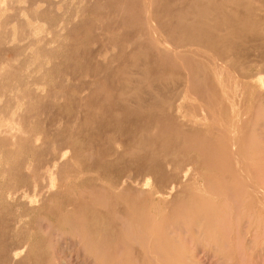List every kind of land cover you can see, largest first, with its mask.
<instances>
[{
	"label": "rangeland",
	"instance_id": "obj_1",
	"mask_svg": "<svg viewBox=\"0 0 264 264\" xmlns=\"http://www.w3.org/2000/svg\"><path fill=\"white\" fill-rule=\"evenodd\" d=\"M137 1L0 0V235L2 237L0 239L9 244L14 242L26 245L24 254L21 256L25 258L24 262L19 264H163L159 260H152L156 256L163 258L162 255H159V253L162 254L160 250L163 248L156 240H152L151 247L138 243L136 255L131 253L130 246L122 248L121 245H118L114 253L117 260L109 262L106 253L101 254V249L96 245L89 248L83 244L80 234L72 227L70 221L72 222L75 216L74 203L77 206L92 203L104 210L111 208L109 210L114 212L112 215L109 214L108 221L113 222L111 218L117 221L120 217L117 215L118 218L116 219L115 213L118 214V211H115L116 204L125 208L124 216L128 218L131 216L134 203L137 202L140 205L139 208L137 207V212L134 210L136 219H139V212L144 211L148 215L151 214L152 219L154 217L158 227L179 220L180 228L179 226L177 227L178 230L175 228L177 232H171V235H178L175 237L178 240L184 236L187 238L186 218L182 209L183 199L187 196V192L185 193L186 186L182 185L180 188L174 189L171 195H169L170 193L162 195L159 192L162 189L160 180L164 179V182L171 184L169 174L172 172L185 173L187 169H184V166L187 160L189 168L196 169L197 174L200 173L202 165L198 161L200 153L196 148L187 147L186 138L188 137L186 136H188V132L185 128L188 127L184 125L185 121L191 123L190 128L195 133L199 132L196 133L197 136L194 135L193 142L195 144L197 141H205V137L208 139L205 133L209 136L215 130L216 133L219 130L223 132V128L227 130L226 134L223 132L226 137L224 140L221 134H213L212 138L214 135V137L220 138L212 139L209 136V141L213 140L214 144L219 141L216 144L219 147L226 144L227 138L230 139V144H234V147H242L243 144L251 145L255 149V152H251V154L256 158L258 166H260L259 163L262 165L263 172L260 171V173L264 174V117L256 115L258 109H264V83L261 85L262 81L264 82V62L255 61L264 58V7L262 10H258L255 8L259 6V2L250 4L248 0H239L241 4L238 6V10L244 15L245 13L250 15V17L245 16L243 21L248 26L253 27V34L257 38L245 42L239 41L226 25L217 31L226 38V45L219 46L206 40L197 41L188 37L181 38L170 29L173 20L176 19V16L172 14L173 10L184 8L183 10L186 11V6L191 0H141L142 3L144 1L141 5H138L141 3L140 0ZM202 1L205 0H200L201 3ZM135 3L136 6H134ZM143 5L149 6L148 9L147 7L142 8ZM120 8H125L126 11ZM230 11L231 8L224 10L225 13H230ZM144 12L148 15L151 12L150 17L152 16V21L155 17V20L150 21ZM160 12H162L161 15ZM136 15H140L138 16L139 20ZM193 15L189 14L191 17ZM157 18L168 24L169 29L167 31L156 21ZM144 22L148 23L149 26ZM150 24L153 25L155 32H153ZM147 26L152 33L149 29L146 30ZM69 28L71 29L69 30ZM159 33L161 37L157 36ZM154 35L158 40L162 39L163 42L166 39V41L170 40L173 46L175 44L180 45L181 50L175 51L178 54H172L173 57L174 55L176 58L178 56L179 63H177L180 66L183 65L181 69L177 64L175 67L173 66L177 72L174 73L172 63L170 64L172 70L168 64H165L167 60L156 55L146 54V52L157 47V40L155 41ZM233 40L236 47L232 44ZM136 44L140 48L135 49ZM99 52L100 55H98ZM139 53H141L140 56ZM209 57L212 59L223 58L225 62H230L232 69L227 73L234 75V78L228 81L230 77L225 75L223 77L228 85H226V89L235 88L234 93L230 92L233 95L232 99L228 92L223 96L225 93L220 91L219 87L217 88L216 79L209 73L210 69L204 68L203 64L205 60L210 59ZM141 58H143L142 64ZM188 60L193 61L191 66H196L195 70L192 69L193 75L189 71L190 69L187 70L185 67L190 63ZM167 62L169 63V61ZM163 63L168 68H165ZM146 66L148 67L146 68ZM178 71L185 73L181 72L182 74H180ZM188 73L191 74V79L196 83H192L193 91L196 89L193 92L189 86V91H192H190L191 95L187 92L188 88L183 91L189 97H181L182 102L181 99L177 100L176 106L178 109L181 106L182 109L175 111V113L173 109L169 108L170 98L169 101L166 100L164 109L162 108L160 110L162 112L158 114L156 113L158 108H151L147 104L144 107H138L135 103L130 105L126 101V98L133 94V91L126 92L125 88L128 85L133 87L136 80L141 78L143 81L141 87L145 88L155 76L156 83L163 90L161 88L160 93L151 92L162 97L165 91L166 96L173 97L176 93L177 83L186 82ZM198 73L202 75L199 76ZM205 73L207 75L209 73L210 78L208 79L209 76H207L209 81L204 79ZM193 76L196 79H193ZM198 77H201V80L198 81ZM191 79L189 77V80ZM242 79L255 81L257 85L255 87L250 84L249 86L244 85L241 83ZM100 80L103 82L100 83ZM203 80H206L204 83L209 82L215 86L209 85L210 87L207 86L209 90H205V87L204 91L202 90L204 87L199 88L203 84ZM197 82H200L199 86ZM96 84H101L103 87L100 88L101 85L97 87ZM196 90L199 91L198 94ZM98 91L100 93H97ZM151 92L148 95L141 91V95L149 99V96H154ZM202 92L203 95L204 92L207 94L203 96ZM108 95L111 98H119L117 103L114 102L115 107ZM222 96L227 98H225L226 101ZM85 98L88 100L86 101ZM108 98L110 101L108 100L107 103ZM197 98L200 101H197ZM202 98L209 100V104L212 106L214 104V108L209 104L207 105V101L201 100ZM234 98L236 103L230 105ZM185 99L188 102L185 103ZM229 100L230 102H228ZM226 103H229L230 106ZM236 104L239 108L236 107ZM119 105L123 106L119 107ZM166 105L169 111L165 110ZM247 110L249 111L247 112ZM243 111L251 112L252 115ZM243 113L246 115L245 118ZM240 115L242 117H239ZM188 117H191L193 123L188 121L190 119ZM237 117L239 120L236 119ZM217 118L219 122H216ZM158 119L160 120L158 121ZM170 122L172 123L170 124ZM237 124L240 125V133ZM214 126H218V132L217 127L215 129ZM241 138L243 142L240 141ZM231 139L235 143H232ZM213 141L211 142L213 143ZM59 158L62 160L61 162ZM64 161H67L66 166L63 165L64 163L62 164ZM48 170L56 171L54 174L55 187L50 188L44 202L35 201L30 196L20 199L9 197V194L15 192L18 187L29 191L31 188H40L44 185V190L47 191L50 185L48 180H45L44 175ZM129 173L130 175L141 173L140 176L143 179L146 178L145 184H141V188L140 186L136 187L133 194V197L136 194L135 198H138L137 195L140 198L128 200L125 193L114 196L109 202L105 198H100L98 194L102 193V190L103 192L122 190L126 183L124 177L129 176ZM130 184H127V189ZM94 188L97 193L92 192ZM143 189L146 190L147 195L143 191L144 196L141 195V198L140 193ZM83 193H86L85 196ZM164 198L167 200H165L166 202ZM76 202L78 203L76 204ZM157 211L160 213L158 214ZM153 213L154 215L157 214V217L153 216ZM164 213L166 214L164 215ZM125 217L122 218L121 216L120 221L125 223L126 220L128 222ZM164 219L166 221L163 222ZM181 228H183L182 233L185 232L184 236L180 233ZM126 231L125 229L124 232ZM107 233L106 243L109 244L108 250H110L113 233L109 228ZM245 237L242 236L239 240L240 244L243 243V245L237 241L240 246L238 245L235 250L237 252L239 247L238 252L241 250L242 254L243 252L246 253L245 260L241 264H264V249H255V242L263 241V237L261 239L250 237L252 240L249 236ZM185 238L183 241L186 240ZM115 239H117L116 236ZM144 243L146 242L144 241ZM186 244L189 246V250L191 248L192 260L195 264H229L230 261L226 263L220 255V257L215 256L214 248L217 253L225 256L226 260H231L233 257L234 250L230 249L228 245L226 246V242H223L221 246L211 244L213 248L210 244H208L209 246L198 247L195 245L192 247L191 242ZM119 247L122 249L119 250ZM110 255H113V252ZM257 255L258 257H255Z\"/></svg>",
	"mask_w": 264,
	"mask_h": 264
},
{
	"label": "bare ground",
	"instance_id": "obj_2",
	"mask_svg": "<svg viewBox=\"0 0 264 264\" xmlns=\"http://www.w3.org/2000/svg\"><path fill=\"white\" fill-rule=\"evenodd\" d=\"M248 1H249L250 4H252V2H259V6H257L255 9L262 10V8L264 7V3H263L264 0L263 1L262 0H248ZM139 2H141V0ZM143 3H144V1H143ZM143 3L141 2L138 5H141ZM152 4H153V2H152ZM164 4H165V2H164ZM240 4H241V2L239 0H216V1L215 0H205V1H202V3L200 2V0H191V2L188 3L187 6H186V8H187L186 11L183 10L184 8H179V9L173 10L172 14H174L176 16V19L173 20L170 29L172 31L176 32V34H178L181 38L188 37L191 40H197V41L198 40H206V41L210 42L211 44H218L219 46L220 45L225 46L226 45V38H224L222 35H220L217 31H220L223 26L228 25L227 27H229V29L233 32V34L236 36V38L239 39V41L245 42V41H250V40H253V39L256 40L257 37H256V35L253 34V27L252 26H248V24L245 23V21H243V19L246 18L245 16H247L248 13H245V15H244L242 12H240V10H238V6ZM124 5H126V4H124ZM162 5H163V3H162ZM134 6H136V3H135ZM119 7H121V6H119ZM146 7H147V5L146 6L143 5L142 8L145 9ZM148 7H147V9H148ZM226 8H231L230 13H225L224 12V10ZM250 8L253 9L252 6H250ZM121 10H125V8L121 9ZM147 12H149V11H147ZM150 13L148 15L147 13L144 12V14H147L149 20L152 21V18H151L152 16L150 17ZM159 14L161 15L162 12H160ZM189 14H194V15L191 17V16H189ZM133 15H134V13H133ZM125 16H126V14H125ZM138 16H140V15H138ZM138 16L136 15V17H138ZM134 17H135V15H134ZM248 17H250V15H248ZM153 18L155 20V17H153ZM140 19H141V17H140ZM138 20H139V17H138ZM156 21L159 22L160 26L164 30L167 31V29H169L168 24L165 23L163 20L160 21V19L157 18ZM145 24L148 25V23H145ZM145 24H144V26L146 28ZM151 25L152 24H150V27H152L153 32H155L154 28H153V25H155V24L153 23V25L152 26ZM148 26H147L146 30L149 29ZM70 29L71 28H69V30ZM75 29H76V27H75ZM100 30H101V28H100ZM150 30L151 29H149V31ZM146 32H148V31H146ZM71 33H69V34H71ZM150 33H152V31H150ZM150 33H149V35H150ZM155 36L156 35H154V38H155V41L157 40L156 41L157 42V47L154 46L155 47L154 50H150L149 52H146V54L150 55V56L156 55V56L160 57L161 59L163 58L164 60L169 61V63L167 61L165 63V64H168L169 66H170L171 63L173 64V65L171 64L172 67L173 66L175 67L176 64L179 65L178 64L179 63L178 62V60H179L178 56L176 58L175 55L173 57L172 54H174L175 51L178 52V51L181 50L180 49L181 48L180 45L179 44H175L173 46L172 43L170 42V40L166 41L167 39L164 42L161 41L162 39L160 38L161 37L160 33L157 36H160L159 38L161 40H158L157 37H155ZM136 38L138 39V37H136ZM141 40H140V42H142ZM143 41L145 42L146 39L143 40ZM148 43H149V41H148ZM152 43L155 44V42H153V41H152ZM232 44H233L234 47H236L235 41L232 42ZM139 45H140V43H139ZM139 45L137 46V44H136L135 45L136 46L135 49L140 48ZM151 46H152V44H151ZM168 46H169V48L171 50L169 48H167ZM233 49H235V48H233ZM200 52H201V50H200ZM73 53H74V51H73ZM205 53H207V52H205ZM140 54L141 53H139V56H140ZM98 55H100V52L98 53ZM179 56H180V54H179ZM190 57H192V55H190ZM182 59H181V61H182ZM142 60H143V58H141V64H142ZM181 61H180V63H181ZM255 61L261 63V62H264V58L256 59ZM188 62H190V61L188 60ZM191 62H193V61H191ZM191 62L188 63L186 66L184 64V66L186 67L187 70L190 69L189 71L193 75L192 72H193V70L196 69V66H191ZM244 63H246V62H244ZM165 64H164V66H165ZM196 64H198V63H196ZM182 66L183 65L180 66V69H181ZM203 66H204V68L206 67V69H207V67L210 69L209 73L211 74L212 77H214V79H216L215 80L216 81L215 84H216L217 88L219 87L220 91H223L225 93V94H223V96L226 95L227 92H228V94L230 92H232V93L235 92V88L231 87V89L230 88L226 89V87L228 85L225 83L226 79H224V77H223L224 75L230 77V78H228V81L231 78H234L233 77L234 75H232L230 73L229 74L227 73V72H230L231 69H232V66L230 65V62H225V60L223 58L222 59H212V58H210V59L205 60ZM147 67L148 66H146V68ZM162 67H163V65H162ZM172 67H171V70H172ZM174 67H173V70H174V73H175V71L177 72V70ZM165 68H168L167 65L165 66ZM199 68H201L200 65H199ZM209 69H207V70H209ZM183 70L185 71V69H183ZM200 70H202V69H200ZM166 71H167V69H166ZM137 72H139V71L137 70ZM147 72H146V74H147ZM181 72H183V71H181ZM181 72L178 71V73L182 74ZM183 73H185V72H183ZM209 73H208V75L205 73L206 75H205L204 79L208 80L210 78ZM191 74H189V76L187 75L188 78H186L187 79L186 82L182 83L183 82L182 81L181 84H180V82L177 83L176 93L173 92V93H175V95L173 97L166 96L165 95V91H164L163 92L164 96H162L163 98L159 97L158 95H154L151 92V91H154L156 93H160L159 90L162 88V87H159V84L156 83V80H157L156 76L154 77L153 81L150 84H148V86H146L145 88L141 87V82H143V81L140 78V79L136 80V82H135L133 87H131L132 85H128L127 88H125L126 92L133 91V94L130 97L126 98V101H128L129 102L128 104H130V105H131V103H135L138 107H140V106L144 107L147 104L151 108H158V112H156L158 114V113L162 112L160 110H162V108L164 109V105H165L166 100L169 101V98H170L169 108L173 109L174 113H175V111L177 112V110L179 111V109H182V108H180L181 106L179 107V109L176 106L177 105V100L181 99V102H182V98L181 97L188 96L187 93L184 92L185 93L184 94L183 91L188 88L187 92H188V94H190L191 90L189 91V86L191 87V89L193 91L192 83H194V80L191 79V76H190ZM92 75H94V74H92ZM200 75H202V74H199V76ZM207 76H209L208 79H207ZM189 77H190L191 80H189ZM102 78H103V76H102ZM134 78L137 79V77H134ZM194 78H195V76H193V79ZM217 78L218 79L220 78V80H217ZM243 78H246V76H243ZM197 79L199 81V80H201V77H198ZM202 79H203V77H202ZM161 80H162V78L160 79V81ZM206 80H203V84H201V86H199L200 82H197V84L199 83L198 84L199 88H203L204 87L202 89V90H204L205 87H206L205 90H207V89L209 90L208 87L215 86V84H212V83H209V82L204 83V81L206 82ZM190 81H191V83H190ZM102 82H103V80L100 83H102ZM107 82H109V81H107ZM177 82H178V80H177ZM195 82H196V80H195ZM241 83L244 84V85H248V86L250 84L253 87H255L257 85V83L255 81H246V79L245 80L242 79ZM263 83L264 82L262 81L261 85ZM107 84L109 86V83H107ZM163 84H165V83H163ZM194 84H196V83H194ZM100 85L96 84L97 87L98 86L100 87ZM165 85L167 86V84H165ZM102 87L103 86L101 85L100 88H102ZM174 87H175V85H174ZM108 89H109V87H108ZM195 89H194V91H195ZM96 90H97V88H96ZM162 90H163V88H162ZM164 90H165V88H164ZM198 90H196L197 94L199 93ZM242 90L245 91L244 89H242ZM99 91L97 93H100ZM101 91L103 92V90H101ZM141 91L144 92L145 94L147 93L148 95L151 92L154 96H149V99H148V97H146L144 95H141ZM166 92H169V90L168 91L166 90ZM206 92L209 94L208 91H206ZM94 93H95V91H94ZM106 93H107V91H106ZM207 93L204 92V95L207 94ZM201 94L203 95V92ZM211 94L212 93L210 91V95ZM161 95H162V92H161ZM203 96H201V97H203ZM223 96H222V98H224ZM230 96L229 97L232 99L233 95L231 93H230ZM85 97H86V95H85ZM108 97H109V95H108ZM206 97H207V95H206ZM92 98H94V97H92ZM109 98H111V96ZM109 98L107 99V103L110 101ZM225 98H224V100H225ZM88 99H89V96H88ZM88 99H86V101ZM201 100H205V98L204 99L202 98ZM230 100L228 102H230ZM245 100H248V99L245 98ZM111 101L113 102L112 103V105H113L114 102L117 103L119 101V98L117 99L115 97L114 98L112 97ZM197 101H200V100L198 99ZM205 101H207V100H205ZM205 101H203V103H205ZM13 102H15V101H13ZM184 102L186 103L188 101H186V99H185ZM209 103L210 102L208 100L206 104L208 105ZM233 103L234 104L236 103V99L235 98H234L233 101L230 102V105H232ZM227 104L229 105V103H226V105ZM209 105L212 106V104H209ZM120 106H123V105H119V107ZM166 106H165V108H166ZM199 106L197 107L198 109H199ZM210 106H209V108H210ZM219 106H220V104H219ZM114 107H115V104H114ZM116 107H118V106H116ZM193 107H194V105H193ZM212 107L214 108V104H213ZM236 107H238L237 104H236ZM169 108L167 106V108L165 110L169 111ZM171 109H170V111H171ZM240 109H241V107H240ZM251 110H252V108H251ZM215 111H216V109H215ZM248 111L249 110H247V112ZM244 113H246V112H244ZM244 113H243V117L246 116ZM250 113H246V114H250ZM177 115H178V113H177ZM214 115H215V113H214ZM250 115H252V113ZM256 115L258 117H264V109H258ZM212 116H213V114H212ZM212 116L209 115V117H212ZM239 117H242V116L240 115ZM160 118H161V116H160ZM188 118L191 119V117H188ZM190 119L188 121H192V119L191 120ZM213 119H214V117H213ZM236 119L239 120L238 117ZM159 120L160 119H158V121ZM164 120H166V119H164ZM246 120H248V119H246ZM49 121H50V119H49ZM217 121L219 122V119L216 120V122ZM16 122H17V120H16ZM72 122H74V121H72ZM172 122L175 123V121H172ZM172 122H170V124ZM176 123H178V121H176ZM192 123H193V121H192ZM194 123H195V121H194ZM221 123L223 125L222 121H221ZM10 124H11V122H10ZM190 124L191 123H189L187 121H185V123H184V125H186L188 127V128H185L186 132H188V136H186V137H188V138H186L187 147L196 148L199 151L200 158L198 159V161L202 164L200 173L198 172V174H197L196 173V169L194 170L192 168H189L190 166L188 165V160H187V162L185 163V166H184L185 167L184 169H187L186 172L183 173V174H180L179 172L170 173L169 174V178L171 179V184H167L166 182H164V179H161L160 180V184L162 185V189H160L159 192L162 195H164V194L166 195L168 193H170L169 195H171L174 192V189H178V188H180V186L185 185L186 186L185 193L187 192V196L183 199L184 203H183V208L182 209H183V213H184L185 218H186L185 219V221H186L185 225H186V229H187V232H188V235H187L188 237L187 238H185V236H184L185 232L182 233L183 232V228H181L182 230L180 229L181 230L180 233H182L183 234L182 236H184V238L186 239L185 241H187L188 244L191 242L192 247H194V245L196 247H198V246H206L208 244H210V245L213 244V245H216V246L220 245L221 246V244L223 242H226L227 243L226 246L228 245L230 249L234 250L233 257L231 258V260H226V257L221 255L220 253H217L216 249L214 248L213 250H215L214 251L215 256L223 257L224 258L223 260L226 263L228 261H230L229 264H231V263L232 264H241L242 261L245 260L244 257L246 256V253L243 252V254H242L241 250L238 252V250L240 249L239 247H238L237 252L235 250H236V247L240 244L239 240H240V238L242 236H244V237L245 236H247V237L249 236V238L250 237L257 238L258 237L260 239L263 237L262 238L263 241L255 242V246H256L255 249H257V248H259L261 250H262V248L264 249V174L262 173L263 172L262 165L259 163L260 166H258V164L256 162V158H254V156L251 154V152H255V149L250 144H249L250 146H248V145L246 146V145L243 144L242 147L241 146L234 147L233 146L234 144L233 145L230 144L231 143V142L229 143L230 139L227 138L228 140L226 141V144H224L222 147H219L218 145H216L219 141H216V144H214L213 140H211V141H213V143L211 141H209L210 140L209 136H211V138H212L213 134H221V136H223L222 137L223 140L226 138L225 135H223V132H224V134H226L227 130L222 128L223 132H221L220 130L218 132V126H216L218 133H216V130H215V132H213L211 130L213 132V134L211 133L212 135L208 136V134L205 133L207 135L208 139L205 137V141H197L196 140L197 143L195 144V142H193V140L195 139L194 135H196V133L198 134L199 132L195 133V131H193L190 128ZM195 124H197V123H195ZM175 125H177V124H175ZM197 125H199V124H197ZM10 126H12V125H10ZM167 126H168V124H167ZM237 126H238V124H237ZM239 126H238V130L240 129ZM168 127H170V125ZM216 127H215V129H216ZM244 127L246 128V126H244ZM175 128H176V126H175ZM4 129H3V131H4ZM201 129H202V127H201ZM173 130H175V129H173ZM18 131H19V129H18ZM183 132H184V130H183ZM239 133H240V130H239ZM181 134H182V132H181ZM230 134L232 135V133H230ZM185 135H186V133H185ZM234 135L236 136V133ZM214 136H213L212 139L220 138V137H214ZM232 138H233V136H232ZM236 138H237V136H236ZM206 139L209 141V144H208V141ZM233 139L236 140L235 138H233ZM233 139H231L232 143L234 142ZM182 140H183V137H182ZM245 140H246V138H245ZM240 141L243 142L242 138L240 139ZM54 142H56V141H54ZM205 142H207V143L205 144ZM236 143L238 144V141ZM221 144H223V143L221 142ZM63 151H66V150H63ZM60 156H61V151H60ZM64 156H66V155H64ZM60 158H59V160H60ZM65 159H63V160H65ZM61 161L62 160H60V162ZM67 161L66 162L65 161L62 162V164L64 163L63 165H65V163H67ZM58 163H59V161H58ZM260 171H262V172L260 173ZM55 172L56 171H54V170H52V171L48 170L45 173V175H44L45 180H48V183L50 185V187H49V189H47V191L44 190V187H45L44 185L42 187H40V188H38V187H34L33 189L31 188L32 190L30 189L29 191L28 190L26 191V190L22 189L21 187H18V188L16 187L17 188L16 191L11 193V194H9V197L14 198V199H20V198H25V197L30 196V197H33L35 199V201L44 202L47 199L46 197L48 195V192H50V188L53 187V186L55 187V184H54V174H55ZM259 173H260V175H259ZM140 175H141V173H136L135 175L134 174L130 175V173H129V176L124 177L126 183H125L124 188L122 190H120V191L108 190V191H105V192H103V190H102V193H100L98 195H100L101 199L105 198L108 202L110 200H112V198L114 196L124 195V193H125L126 197L128 198V200L130 198L138 199V198H140L139 195H137L138 198H135L136 194H135V197H133L135 188L138 187V186H140V188H141V184L144 185L145 181H146V178L144 177V179H143V177H141ZM147 176H149V175L147 174ZM128 183H131V184H130L129 188L127 189V184ZM86 190H89V189H86ZM91 191L92 190L90 189V192ZM98 191H99V189H98ZM137 191H136V193H137ZM143 191H144V189L142 190L141 193L139 191L140 196L141 195L144 196L142 194ZM92 192H96L97 193V191H95V188H94V191H92ZM144 193L147 195L146 190L144 191ZM57 194H58V192H57ZM85 194H84V196H85ZM92 194H94V193H92ZM84 196H83V198H84ZM142 196H141V198H142ZM29 200L32 201L31 199H29ZM165 200L166 199L164 198V201ZM91 202H92V200H91ZM77 203L78 202H76V204ZM116 205H117V207H116L115 211L117 210L118 214L115 213V215L116 216L117 215L120 216L119 218H121V216H122V218L125 217L124 216L125 208H123V206H121V205H118V204H116ZM139 205H140V203L139 204L137 202L134 203V207L132 208L133 211L131 212V216H128V218L125 217L128 220V222H126V220L124 219L125 220V223H124V222H122V220L120 221L118 216L116 217V219L118 218L117 221L114 220L113 218H111L113 220V222L110 221V220L108 221V217H110L109 214L112 215L113 212H114L113 210H109L111 208H109L108 210H104V209H102V208H100L97 205H94L92 203H88V204H85L83 206H81V204H80V206H77L74 203L73 206L75 207V210H74L75 216L72 219V222L70 221V224L80 234V236L82 238V241H83V244L85 246H88L89 248H93L96 245L99 249H101V254L106 253V255L108 256L107 260L109 262H112V260H117L116 254L114 255V253L117 250V246L118 245L119 246L121 245L122 248L124 246H130L131 247V253L133 255H136L137 252H138L137 251L138 243H142V245L143 244L144 245H149V247H151L152 240H156L160 244V246L163 248V250H160V251H162V254L159 253V255L160 256L162 255L163 258H160L159 256H156L154 254L156 256V258H154V259L152 258L153 261L154 260H159L163 264H193L194 261L192 260V255H191V251H190L191 248L189 250V246L186 244L187 242L183 241L184 238L182 237V239H180L181 238V236H180L179 237L180 240H178V239L175 238L178 235L177 236L171 235V232H177V230H178L177 227L180 224L179 220H174L171 223L169 222V223L165 224L164 226L158 227L156 225V223H155L156 221L154 220V217L152 219L151 216H150L151 214L148 215V214L144 213V211L143 212H139V214H140L139 215V219L138 218L136 219V215H135L134 212L135 211L137 212V209L139 208ZM151 205H153V204H151ZM154 206H155V204H154ZM69 207H71V206H69ZM166 209L167 208L165 207V210ZM155 210H157V209H155ZM157 213L159 214L160 212L157 211ZM165 214L166 213H164V215ZM161 215L163 216V213ZM153 216L157 217V214L154 215V213H153ZM165 219L163 220V222L167 220V219L166 220ZM16 220H18V219H16ZM156 220H158V219H156ZM138 226H139V228H138ZM21 227H22V225H21ZM40 227H41V225H40ZM108 228L113 233L112 234L113 237L111 238L112 239L111 240L112 244L110 245V247H111L110 250H108L109 244L106 243L107 242V237H108V233H107ZM179 228H180V226H179ZM125 229L127 230L126 232H124ZM113 230H115V231L113 232ZM115 236L117 237V239H115ZM0 237H1V235H0ZM14 239H15V236H14ZM78 239H79V236H78ZM188 240H190V241H188ZM250 240H252V239L250 238ZM144 241L146 243H144ZM237 241L239 242V244H238ZM134 244H136V245L134 246ZM240 245H243V243L240 244ZM25 246L26 245H24V244H19V243H14V242H11L9 244V243L4 242L2 239H0V264H19V263L24 262L25 258H23L21 256H23V254H24V251L26 249ZM211 247L213 248L212 245H211ZM122 248L119 247V250L122 249ZM225 249H227V248H225ZM259 249H258V251H259ZM243 250H244V247H243ZM8 252H9V254H8ZM112 252H113V255H110ZM211 252L213 253V251H211ZM240 253H241V255H240ZM38 254H40V253L38 252ZM230 254H232V253H230ZM148 255H149V252H148ZM261 255L263 256V254H261ZM255 257H258V255L255 256ZM35 258H37V257H35ZM229 259H230V257H229ZM137 261H138V259L136 260V262ZM194 264H195V262H194Z\"/></svg>",
	"mask_w": 264,
	"mask_h": 264
}]
</instances>
